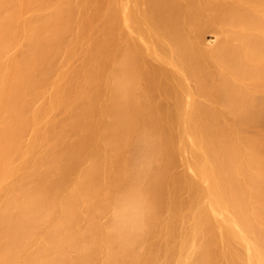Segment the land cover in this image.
I'll return each instance as SVG.
<instances>
[{
	"label": "bare ground",
	"instance_id": "obj_1",
	"mask_svg": "<svg viewBox=\"0 0 264 264\" xmlns=\"http://www.w3.org/2000/svg\"><path fill=\"white\" fill-rule=\"evenodd\" d=\"M0 264H264V0H0Z\"/></svg>",
	"mask_w": 264,
	"mask_h": 264
},
{
	"label": "rangeland",
	"instance_id": "obj_2",
	"mask_svg": "<svg viewBox=\"0 0 264 264\" xmlns=\"http://www.w3.org/2000/svg\"><path fill=\"white\" fill-rule=\"evenodd\" d=\"M174 165H177V166H178V171H179V169H180V167H179V166H180L179 162H177V161H176V162H174V163H173V166H174ZM174 170H176V171H177L176 167H175V169H174ZM178 232H179V231H178L177 229L174 231V233H176V234H178Z\"/></svg>",
	"mask_w": 264,
	"mask_h": 264
},
{
	"label": "clouds",
	"instance_id": "obj_3",
	"mask_svg": "<svg viewBox=\"0 0 264 264\" xmlns=\"http://www.w3.org/2000/svg\"><path fill=\"white\" fill-rule=\"evenodd\" d=\"M149 139H150V137L145 136V137L143 138L142 142H146V141L149 140Z\"/></svg>",
	"mask_w": 264,
	"mask_h": 264
}]
</instances>
